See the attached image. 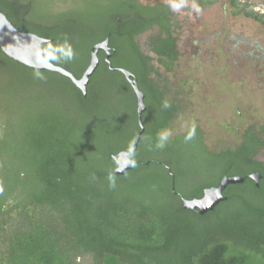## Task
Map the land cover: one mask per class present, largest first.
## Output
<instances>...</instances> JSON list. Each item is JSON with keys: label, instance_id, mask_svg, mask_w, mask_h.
I'll list each match as a JSON object with an SVG mask.
<instances>
[{"label": "trees", "instance_id": "obj_1", "mask_svg": "<svg viewBox=\"0 0 264 264\" xmlns=\"http://www.w3.org/2000/svg\"><path fill=\"white\" fill-rule=\"evenodd\" d=\"M189 1L207 11L219 0ZM30 3L31 22L7 18L19 31L50 40L43 45L46 60L79 78L96 43L108 38L111 56L105 61L100 52L84 96L69 78L26 67L0 50L7 72L0 74V264H83L86 258L89 264H264V165L254 157L264 148L262 136L250 128L235 149L211 151L194 126L157 146L158 134L183 109L179 90L171 95L168 86L189 13L157 0ZM227 5L231 16L264 29L263 12L241 0ZM134 10L142 19L119 27L118 17ZM232 38L227 48L236 50L242 38ZM117 66L132 72L148 108L123 174L114 173L113 156L133 150L140 127L132 85ZM19 137L20 154L10 144ZM203 153L211 162L194 171ZM254 172L257 186L246 176ZM231 175L246 177L227 185L226 199L212 210L184 208V199L201 197Z\"/></svg>", "mask_w": 264, "mask_h": 264}, {"label": "rangeland", "instance_id": "obj_2", "mask_svg": "<svg viewBox=\"0 0 264 264\" xmlns=\"http://www.w3.org/2000/svg\"><path fill=\"white\" fill-rule=\"evenodd\" d=\"M241 1L264 13V0ZM227 2L219 0L212 9L199 11L194 16L193 3L184 0L185 6L176 11L180 14L188 11L192 15L191 26L180 39V55L170 75L173 89L180 92L178 98L183 109L167 129L171 133L168 140L196 124L204 130L207 148L218 151L221 145L225 148L227 143L231 146L241 140L235 137L231 140L230 126L237 128L238 137L247 126L259 131V126L264 125V58H259L264 53V29L251 19L231 16L226 10ZM232 35H239L242 41L235 52H228L227 47L234 43ZM0 74L7 72L0 67ZM11 99L14 100L13 95ZM20 140L21 137L15 138V144H10L18 149ZM191 145L189 140L188 146ZM208 158L205 153L199 156L194 171L210 164ZM83 264H89V260L86 258Z\"/></svg>", "mask_w": 264, "mask_h": 264}, {"label": "water", "instance_id": "obj_3", "mask_svg": "<svg viewBox=\"0 0 264 264\" xmlns=\"http://www.w3.org/2000/svg\"><path fill=\"white\" fill-rule=\"evenodd\" d=\"M50 40L43 38L37 34L31 32H21L8 20L6 15L0 11V50L12 60L35 70H47L51 72H57L67 78L86 95V86L89 82L90 76L96 70L99 64L98 52L104 51L106 56H109L108 38L96 43L90 53V60L84 71L79 78H75L74 75L61 66L55 65L52 62L45 59V53L43 45ZM123 73L127 80L132 76L126 69H119ZM132 85V89L136 96V115L138 125L140 127L137 139L134 143V148L130 152L120 151L113 156L116 163L114 170L115 174H123L126 170H129L132 165L131 156L135 153L140 135L143 131V124L141 120V114L145 110L143 102L144 95L138 89L135 79L129 80ZM258 185V179L260 175L254 173L249 176ZM244 177L241 176H224L218 186L207 187L203 190V194L199 198L184 199L183 206L189 210H197L199 214H204L212 210L215 205L226 199L223 196V191L229 184L242 183Z\"/></svg>", "mask_w": 264, "mask_h": 264}, {"label": "flooded vegetation", "instance_id": "obj_4", "mask_svg": "<svg viewBox=\"0 0 264 264\" xmlns=\"http://www.w3.org/2000/svg\"><path fill=\"white\" fill-rule=\"evenodd\" d=\"M157 1H159V2H161V3H163V4H165L166 6H169V2H166L165 0H157ZM138 2L139 3H141V4H143V5H146L148 2L147 1H143V0H138ZM67 6H69L68 4H67ZM32 7V3H30V0L28 1V2H25V0H0V11L4 14V15H6V17L8 16V14H10V15H13L15 18L17 17L20 21H22V22H24L25 23V21L26 22H31L30 20H29V15H30V8ZM171 11H173L172 9H171ZM176 12V11H175ZM184 13H189L188 11L187 12H184ZM196 13H197V11H195L193 14H194V16H196ZM192 15V14H191ZM191 15H190V13H189V19L191 18ZM197 18V17H196ZM139 19H142V16H141V14H139L136 10H134V11H129L127 14H125L124 16H119L118 17V24H119V27H121V28H133L134 27V25H136V22L139 20ZM9 20V19H8ZM10 22H11V20H10ZM137 27V26H136ZM183 34H184V31H183ZM143 35L144 34H138V36L137 37H139V40H140V42H142L143 41ZM179 43H180V41H179ZM110 50V49H109ZM229 51L228 52H231V51H233V52H235V50H234V48H229L228 49ZM100 52H102V51H99L98 52V54L97 55H100ZM110 54V53H109ZM109 56H111V55H109ZM108 56V57H109ZM108 57H105V61H108ZM110 58V57H109ZM178 60V59H177ZM177 62V61H176ZM109 67H110V64H109ZM160 68H162L161 66H160ZM113 69H115V70H117L118 72H120L119 71V69H126V68H124V67H122V66H117V67H115V68H113ZM127 71H129L128 69H126ZM130 73H131V77H130V79L129 80H132V79H135V81H136V78L134 77V75L132 74V72L131 71H129ZM122 75H123V73L122 72H120ZM170 75H172V74H169V80H170V85L168 86V88H170V91H171V95H173V85H172V80H171V76ZM125 77V76H124ZM128 80V81H129ZM136 84H137V82H136ZM138 85V84H137ZM138 87V86H137ZM143 102H144V105H145V111L143 112V113H145V115L147 114V112H148V108H147V103H146V99H145V95H144V98H143ZM173 123V121L170 123V125L169 126H167L164 130H167V129H170L171 128V124ZM196 127L197 125L196 124H193L192 126H190L191 128H193V127ZM248 127V126H247ZM245 128L244 130H243V132L241 133V135H238V137H237V132H238V130H237V128L235 127V128H232L231 126H230V128H229V130H230V135H231V140L232 141H234V137L235 138H239V139H241L240 141H238V142H235V144L234 145H229L228 143L226 144V147L225 148H223L224 146H222L221 145V147H219L220 149H226V148H231V149H235L236 148V146H238V145H240V144H242L244 141H245V139H244V137H245V133L250 129V127L251 126H249L248 128ZM191 128H189L186 132H188ZM197 128H198V130L200 131V133H202V138H203V141H204V144H205V146H206V148H207V144L205 143V140H204V136H205V134H204V130L203 129H201L199 126H197ZM164 130H162V131H164ZM161 131V132H162ZM254 131H256V132H258L261 136H262V138L264 139V134L262 135L261 133L263 132L264 133V125H260L259 126V131H257V130H254ZM183 133H185V132H183ZM173 137V136H172ZM208 149V148H207ZM219 149V150H220ZM209 150V149H208ZM258 161H260L261 163H263V165H264V148H262V149H260L256 154H255V156H254ZM254 173H258L259 175H260V173L259 172H254ZM254 173H248L246 176L248 177V178H250L249 176L250 175H252V174H254ZM231 176H237V175H231ZM239 176H241V177H244V180H245V175H239ZM260 178V177H259ZM259 180V179H258ZM205 189V188H204Z\"/></svg>", "mask_w": 264, "mask_h": 264}, {"label": "clouds", "instance_id": "obj_5", "mask_svg": "<svg viewBox=\"0 0 264 264\" xmlns=\"http://www.w3.org/2000/svg\"><path fill=\"white\" fill-rule=\"evenodd\" d=\"M184 0H170V4H169V7L173 10V11H179L182 7H184ZM193 8L199 12L200 11V8L193 4ZM68 56H71V51H69L67 53ZM163 107L164 108H168L170 107V104L165 101L164 104H163ZM195 134V130L193 129L191 132L188 133V135L185 137L186 140H191L193 138ZM171 133L170 131L168 130H164L162 132H160L158 134V140H159V143H158V147H163L164 146V143L168 140V138L170 137ZM110 179V186L114 187L115 186V180L114 178L112 177H109Z\"/></svg>", "mask_w": 264, "mask_h": 264}]
</instances>
